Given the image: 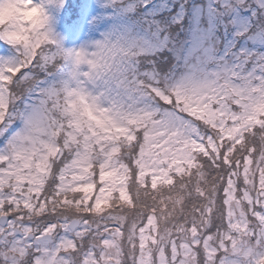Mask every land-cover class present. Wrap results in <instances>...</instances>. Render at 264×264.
<instances>
[{"label":"snow or ice","instance_id":"1","mask_svg":"<svg viewBox=\"0 0 264 264\" xmlns=\"http://www.w3.org/2000/svg\"><path fill=\"white\" fill-rule=\"evenodd\" d=\"M0 264H264V0H0Z\"/></svg>","mask_w":264,"mask_h":264},{"label":"trees","instance_id":"2","mask_svg":"<svg viewBox=\"0 0 264 264\" xmlns=\"http://www.w3.org/2000/svg\"><path fill=\"white\" fill-rule=\"evenodd\" d=\"M69 2H70V0H66V4L69 3ZM71 37H72L71 34H69V35L66 37V40H65V43H66V44L69 45V41H70Z\"/></svg>","mask_w":264,"mask_h":264},{"label":"rangeland","instance_id":"3","mask_svg":"<svg viewBox=\"0 0 264 264\" xmlns=\"http://www.w3.org/2000/svg\"><path fill=\"white\" fill-rule=\"evenodd\" d=\"M75 43H79V41L77 40Z\"/></svg>","mask_w":264,"mask_h":264}]
</instances>
